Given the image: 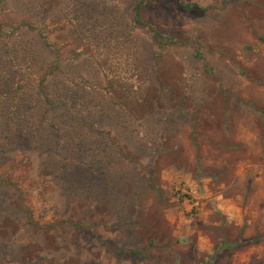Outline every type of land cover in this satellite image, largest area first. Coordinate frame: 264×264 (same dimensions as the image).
I'll use <instances>...</instances> for the list:
<instances>
[{
	"label": "rangeland",
	"instance_id": "obj_1",
	"mask_svg": "<svg viewBox=\"0 0 264 264\" xmlns=\"http://www.w3.org/2000/svg\"><path fill=\"white\" fill-rule=\"evenodd\" d=\"M138 1L0 0V264H264V0Z\"/></svg>",
	"mask_w": 264,
	"mask_h": 264
},
{
	"label": "crops",
	"instance_id": "obj_2",
	"mask_svg": "<svg viewBox=\"0 0 264 264\" xmlns=\"http://www.w3.org/2000/svg\"><path fill=\"white\" fill-rule=\"evenodd\" d=\"M182 177L187 182V184L189 185L190 189H194L196 182L194 181V179H192L190 177V174L189 173H182ZM202 188H203V190H204V192L206 194V180H204V184L202 185Z\"/></svg>",
	"mask_w": 264,
	"mask_h": 264
},
{
	"label": "trees",
	"instance_id": "obj_3",
	"mask_svg": "<svg viewBox=\"0 0 264 264\" xmlns=\"http://www.w3.org/2000/svg\"><path fill=\"white\" fill-rule=\"evenodd\" d=\"M142 1H143V0H139V1H138V5H136L135 11H134V21H135L136 23H141V21H140V19H139V17H138V9H139V5H140V3H141ZM178 1H180V0H178ZM179 3L181 4V2H179ZM181 6H183V5L181 4ZM184 7H187V6H184ZM154 34H155V37H156V38L161 37V34H160L159 32H157V31H155ZM263 39H264V38H263Z\"/></svg>",
	"mask_w": 264,
	"mask_h": 264
}]
</instances>
